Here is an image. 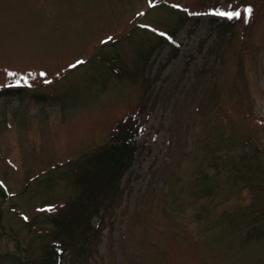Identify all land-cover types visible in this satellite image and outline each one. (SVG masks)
Listing matches in <instances>:
<instances>
[{"label": "rangeland", "instance_id": "obj_1", "mask_svg": "<svg viewBox=\"0 0 264 264\" xmlns=\"http://www.w3.org/2000/svg\"><path fill=\"white\" fill-rule=\"evenodd\" d=\"M0 264H264V0H0Z\"/></svg>", "mask_w": 264, "mask_h": 264}, {"label": "trees", "instance_id": "obj_2", "mask_svg": "<svg viewBox=\"0 0 264 264\" xmlns=\"http://www.w3.org/2000/svg\"><path fill=\"white\" fill-rule=\"evenodd\" d=\"M118 127L115 128V135L109 136V158L106 163L107 166L103 170V177H106V182L114 180L120 170H127L132 165L137 151L138 144H136L135 132L139 126L135 124L133 119L125 118L120 128ZM96 231L95 233H97ZM88 244L86 241L83 242L85 248L88 247ZM84 247L82 249H85Z\"/></svg>", "mask_w": 264, "mask_h": 264}, {"label": "snow or ice", "instance_id": "obj_3", "mask_svg": "<svg viewBox=\"0 0 264 264\" xmlns=\"http://www.w3.org/2000/svg\"><path fill=\"white\" fill-rule=\"evenodd\" d=\"M253 13V9L251 7H246L244 9V15H245V22H247V18L250 17ZM212 15H216V16H220V17H224L227 19H233V18H237L241 15L240 12L237 11H233V12H228V11H222V10H215L211 13ZM163 35V34H162ZM111 39V38H109ZM102 43H104L102 41ZM83 61H77V64H82ZM76 65H70V67H75ZM10 75H12L11 73H9Z\"/></svg>", "mask_w": 264, "mask_h": 264}]
</instances>
